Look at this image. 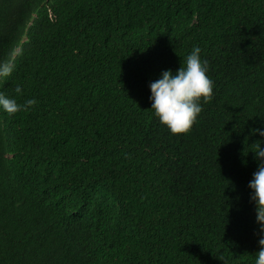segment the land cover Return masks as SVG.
Listing matches in <instances>:
<instances>
[{
  "label": "trees",
  "instance_id": "1",
  "mask_svg": "<svg viewBox=\"0 0 264 264\" xmlns=\"http://www.w3.org/2000/svg\"><path fill=\"white\" fill-rule=\"evenodd\" d=\"M10 3L36 20L0 94L37 103L0 106V264H256L264 0ZM194 47L213 97L177 136L150 85Z\"/></svg>",
  "mask_w": 264,
  "mask_h": 264
},
{
  "label": "clouds",
  "instance_id": "2",
  "mask_svg": "<svg viewBox=\"0 0 264 264\" xmlns=\"http://www.w3.org/2000/svg\"><path fill=\"white\" fill-rule=\"evenodd\" d=\"M4 12L8 18L2 15ZM25 11H20L18 6L10 3L0 7V24L4 31L11 34H21L22 43L19 47L12 49L7 58L0 60V78H7L12 75L15 66V60L18 55L30 43L34 35L36 17L27 20ZM29 17V15H26ZM19 34V35H20ZM41 37V31H38ZM201 49L194 47L192 53L187 57L186 64L173 75L171 70L162 73V78L151 83L152 104L155 115L160 121L168 127L172 134L180 136L187 134L192 130L196 123L198 115L202 108L200 101L209 103L213 97V82L207 76V61L201 62ZM16 93H21V88H15ZM37 103L34 99H28L23 104H18L15 99L7 98L0 94V106L9 115L16 114L20 111H28ZM259 134L264 136V130L254 129L253 135ZM259 164L258 171L254 174V179L250 182L249 187L254 190L252 200L257 205V222L260 224L261 233H264V149L261 148V142L257 141L252 146ZM260 250L257 253L256 264H264V237L259 239Z\"/></svg>",
  "mask_w": 264,
  "mask_h": 264
}]
</instances>
